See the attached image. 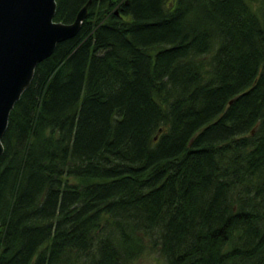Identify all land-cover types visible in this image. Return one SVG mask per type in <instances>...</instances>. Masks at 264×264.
I'll return each mask as SVG.
<instances>
[{
	"label": "trees",
	"instance_id": "1",
	"mask_svg": "<svg viewBox=\"0 0 264 264\" xmlns=\"http://www.w3.org/2000/svg\"><path fill=\"white\" fill-rule=\"evenodd\" d=\"M1 141L0 264H264V0H90Z\"/></svg>",
	"mask_w": 264,
	"mask_h": 264
},
{
	"label": "water",
	"instance_id": "2",
	"mask_svg": "<svg viewBox=\"0 0 264 264\" xmlns=\"http://www.w3.org/2000/svg\"><path fill=\"white\" fill-rule=\"evenodd\" d=\"M89 3L66 23L54 20L55 0H0V155L9 113L29 86L36 65L59 42L77 34Z\"/></svg>",
	"mask_w": 264,
	"mask_h": 264
},
{
	"label": "rangeland",
	"instance_id": "3",
	"mask_svg": "<svg viewBox=\"0 0 264 264\" xmlns=\"http://www.w3.org/2000/svg\"><path fill=\"white\" fill-rule=\"evenodd\" d=\"M129 264H164V259L157 252H144L138 260H132Z\"/></svg>",
	"mask_w": 264,
	"mask_h": 264
}]
</instances>
